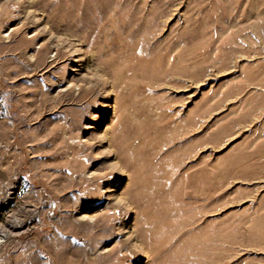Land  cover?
Returning a JSON list of instances; mask_svg holds the SVG:
<instances>
[{
	"label": "rangeland",
	"instance_id": "obj_1",
	"mask_svg": "<svg viewBox=\"0 0 264 264\" xmlns=\"http://www.w3.org/2000/svg\"><path fill=\"white\" fill-rule=\"evenodd\" d=\"M0 233V264H264V0H0Z\"/></svg>",
	"mask_w": 264,
	"mask_h": 264
},
{
	"label": "bare ground",
	"instance_id": "obj_2",
	"mask_svg": "<svg viewBox=\"0 0 264 264\" xmlns=\"http://www.w3.org/2000/svg\"><path fill=\"white\" fill-rule=\"evenodd\" d=\"M3 208V207H2ZM25 211V210H24ZM83 221H85V220H83ZM13 220L12 219H7V225L11 228V227H18L17 226V224H16V226H14L13 224ZM6 225V224H5ZM4 230H5V228H4ZM4 235H6V233H0V242H2V237L4 236ZM83 251V250H82ZM100 251V250H99ZM83 253V252H82ZM81 255V254H80ZM88 258H89V253H88Z\"/></svg>",
	"mask_w": 264,
	"mask_h": 264
}]
</instances>
